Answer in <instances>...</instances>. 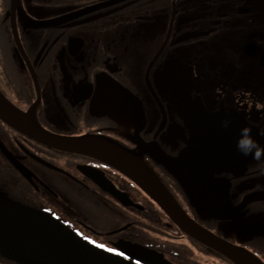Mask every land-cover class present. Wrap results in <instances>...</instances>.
Wrapping results in <instances>:
<instances>
[{
  "label": "flooded vegetation",
  "instance_id": "1",
  "mask_svg": "<svg viewBox=\"0 0 264 264\" xmlns=\"http://www.w3.org/2000/svg\"><path fill=\"white\" fill-rule=\"evenodd\" d=\"M0 91L35 108L52 133L133 150L190 217L264 264V159L236 148L243 126L264 146V0H0ZM196 104L239 122L210 131L203 114L189 113ZM217 129L215 154L190 152L194 134L203 146ZM186 190L211 209L224 199L226 216L208 214ZM0 201L46 211L138 264L162 263L123 243L173 264H237L182 230L117 165L2 119ZM0 264L16 263L0 255Z\"/></svg>",
  "mask_w": 264,
  "mask_h": 264
},
{
  "label": "water",
  "instance_id": "2",
  "mask_svg": "<svg viewBox=\"0 0 264 264\" xmlns=\"http://www.w3.org/2000/svg\"><path fill=\"white\" fill-rule=\"evenodd\" d=\"M190 109L204 115V121L211 126L210 131L222 125V121H224L220 115L201 113L200 106L197 104L191 105ZM0 116L21 131L48 144L67 149L86 147L85 151L110 160L148 192L188 234L231 258L237 264H262L247 250L222 239L189 217L142 158L119 143L95 140L91 141L89 146L87 141L50 133L35 122L34 116L30 112L23 113L13 109L1 93ZM227 120L230 123L239 122L233 118ZM214 132L218 133L215 138L217 143H215L216 145L210 143L209 146L212 150H217L223 136H220L221 129ZM198 140V137L194 135L190 142L191 149L197 147ZM163 158L167 157L163 156ZM189 196L195 201L199 200L197 195L191 191H189ZM214 212L219 215L225 213L222 210ZM127 247L130 251L143 256L152 253L137 244L127 243ZM0 253L7 259L20 264H136L129 259L114 255L84 241L65 224L46 212L16 209L1 204Z\"/></svg>",
  "mask_w": 264,
  "mask_h": 264
},
{
  "label": "clouds",
  "instance_id": "3",
  "mask_svg": "<svg viewBox=\"0 0 264 264\" xmlns=\"http://www.w3.org/2000/svg\"><path fill=\"white\" fill-rule=\"evenodd\" d=\"M230 124L229 120L222 121V126L228 128ZM259 135L264 136V131H261ZM237 150L244 156H251L253 160L261 161L264 159V146L253 137L252 129L248 126H243L239 130V135L236 140Z\"/></svg>",
  "mask_w": 264,
  "mask_h": 264
}]
</instances>
